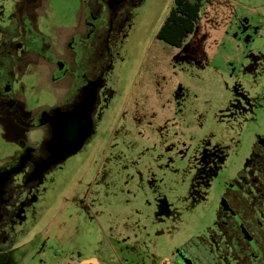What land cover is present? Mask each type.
I'll return each mask as SVG.
<instances>
[{"label":"rangeland","instance_id":"rangeland-1","mask_svg":"<svg viewBox=\"0 0 264 264\" xmlns=\"http://www.w3.org/2000/svg\"><path fill=\"white\" fill-rule=\"evenodd\" d=\"M40 1L39 28L61 41L63 55L84 27L87 0ZM173 4L125 9L128 32L110 77L115 104L93 140L47 175L53 203L18 227L28 228L0 264H169L181 246L221 264L202 255L195 236L217 228L222 194L264 141V0H201V20L181 47L157 38ZM17 8L0 0V25ZM33 66L14 88L31 114L64 101L71 82ZM11 124L0 119V169L20 138L44 135Z\"/></svg>","mask_w":264,"mask_h":264},{"label":"flooded vegetation","instance_id":"flooded-vegetation-1","mask_svg":"<svg viewBox=\"0 0 264 264\" xmlns=\"http://www.w3.org/2000/svg\"><path fill=\"white\" fill-rule=\"evenodd\" d=\"M133 1L140 4L146 0H87L84 27L72 32L63 55L59 53L61 41L52 40L39 28L36 16L40 0H18L12 18L5 26L0 25V119L18 125L17 133L20 129L25 132L39 127L44 131L39 142L20 138L19 149L0 169V254L13 248L27 230L28 227L19 230L20 225L30 218L37 220L53 203L47 197V175L61 168L67 159L35 172L52 155L49 142L55 136L56 117L64 113L90 119V135L73 154L76 155L93 140L115 104L117 91L110 84V77L119 63V49L128 32L123 19L125 9ZM4 10L2 6L5 14ZM28 64L57 81L71 75L64 101L33 114L24 111L14 88ZM90 99L93 102L88 106ZM69 131L71 137L78 136V127ZM260 145L261 150L253 148L254 156L264 155V144ZM247 179H252L249 173L228 184L226 194L220 198L217 228L209 229L210 235L195 236L206 246L201 249L202 255L210 253L221 264H264V183ZM177 250L169 264H202L194 246Z\"/></svg>","mask_w":264,"mask_h":264},{"label":"trees","instance_id":"trees-1","mask_svg":"<svg viewBox=\"0 0 264 264\" xmlns=\"http://www.w3.org/2000/svg\"><path fill=\"white\" fill-rule=\"evenodd\" d=\"M200 20L201 0H174L173 7L158 29L157 38L168 45L181 47L189 35L195 32ZM243 173H249L252 178L247 179L249 182L264 183V155L248 158Z\"/></svg>","mask_w":264,"mask_h":264},{"label":"water","instance_id":"water-1","mask_svg":"<svg viewBox=\"0 0 264 264\" xmlns=\"http://www.w3.org/2000/svg\"><path fill=\"white\" fill-rule=\"evenodd\" d=\"M92 102L93 99H90L87 105H91ZM85 117L86 116L84 115L74 116L73 114L64 113H61L58 117H56L58 119L54 123L55 136L49 142V150L51 151L52 155L46 162L38 166L35 174H38L40 171L42 172L44 169L50 167L51 165L57 164L61 161L68 159L71 155L77 153L81 149L82 145L85 142V139L88 137V135H90V119H85ZM77 119H79L80 122ZM75 126L78 127L79 132L78 136L73 138L68 134L70 133L69 129ZM260 143L264 144V141L261 139ZM1 181L0 190L2 186Z\"/></svg>","mask_w":264,"mask_h":264},{"label":"crops","instance_id":"crops-1","mask_svg":"<svg viewBox=\"0 0 264 264\" xmlns=\"http://www.w3.org/2000/svg\"><path fill=\"white\" fill-rule=\"evenodd\" d=\"M194 1V0H193ZM91 259H93V258H91ZM95 264V263H94Z\"/></svg>","mask_w":264,"mask_h":264}]
</instances>
